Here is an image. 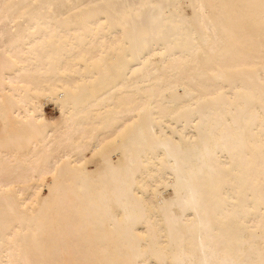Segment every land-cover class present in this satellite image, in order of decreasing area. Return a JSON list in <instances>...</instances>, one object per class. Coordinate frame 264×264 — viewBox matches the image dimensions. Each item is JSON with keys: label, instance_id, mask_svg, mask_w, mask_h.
Listing matches in <instances>:
<instances>
[{"label": "bare ground", "instance_id": "obj_1", "mask_svg": "<svg viewBox=\"0 0 264 264\" xmlns=\"http://www.w3.org/2000/svg\"><path fill=\"white\" fill-rule=\"evenodd\" d=\"M0 264H264V0H0Z\"/></svg>", "mask_w": 264, "mask_h": 264}, {"label": "rangeland", "instance_id": "obj_2", "mask_svg": "<svg viewBox=\"0 0 264 264\" xmlns=\"http://www.w3.org/2000/svg\"><path fill=\"white\" fill-rule=\"evenodd\" d=\"M46 112H47V115H53V114H55V110H54V108H53L52 105H47L46 106Z\"/></svg>", "mask_w": 264, "mask_h": 264}]
</instances>
